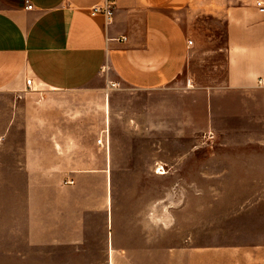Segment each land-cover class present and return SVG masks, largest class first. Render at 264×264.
I'll list each match as a JSON object with an SVG mask.
<instances>
[{
  "label": "crops",
  "instance_id": "0c3cea01",
  "mask_svg": "<svg viewBox=\"0 0 264 264\" xmlns=\"http://www.w3.org/2000/svg\"><path fill=\"white\" fill-rule=\"evenodd\" d=\"M103 1L0 0V264H264V242L199 248L192 212L167 257L166 192L151 214L148 179L205 185L191 193L209 197L210 227L237 218L244 233L255 217L243 195L264 185L258 0L226 6L225 78L187 84L184 101L178 13L192 0H115L111 23L91 15Z\"/></svg>",
  "mask_w": 264,
  "mask_h": 264
},
{
  "label": "rangeland",
  "instance_id": "374dc122",
  "mask_svg": "<svg viewBox=\"0 0 264 264\" xmlns=\"http://www.w3.org/2000/svg\"><path fill=\"white\" fill-rule=\"evenodd\" d=\"M246 1L248 0H192V4L186 10L178 13L186 31V38L194 41V44L187 48V64L179 80L182 87L180 92L183 101L188 95L185 86L189 79L192 80L195 86L194 89L200 90L211 86L216 87L222 83L226 74L227 60V31L224 9L228 4L232 5ZM27 90L31 91L33 89ZM202 136L203 133L198 132L196 137L192 138L190 142H193V145H204ZM176 141L179 146L189 145L184 139H177ZM148 179L151 182L149 186L151 214L154 213L156 215L158 210L161 211L162 206L158 207L157 200L162 196L164 191L166 192L165 212L167 230L165 235L160 234V238L162 240L164 237L167 257L172 256L176 238L179 241L180 238L183 240L185 237H189L188 234L175 233L173 227L175 225H191V212L192 215H197L194 217L192 225H197L198 232L194 237L199 248L231 245L244 241L264 242V185L244 187L245 194L243 195V201H246L244 203L245 206H248L251 203L250 201L253 200H257V203L255 206V217L251 221L247 218L244 225L245 232L238 233L239 224L237 218H214L213 227H210L212 221L205 217L207 205L211 207V201H207L209 197L205 194L196 197L191 193L194 190L204 192L205 185L175 187L174 176H170L165 181H162L150 174ZM179 190H182L183 195L181 204L179 203V195L178 197H174V192H179ZM179 205L182 206V213ZM176 211H178V217L174 216ZM234 212H237V210H230V213ZM251 222L255 225L254 231H250V228L247 227V225H251ZM242 229L243 227H241Z\"/></svg>",
  "mask_w": 264,
  "mask_h": 264
},
{
  "label": "built area",
  "instance_id": "2783aa9c",
  "mask_svg": "<svg viewBox=\"0 0 264 264\" xmlns=\"http://www.w3.org/2000/svg\"><path fill=\"white\" fill-rule=\"evenodd\" d=\"M257 6L260 7V11L264 12V1L258 0L257 1ZM27 8L32 9L33 5L30 4L29 2L27 3ZM116 11V1L115 0H104L103 3L95 5L91 9V15L96 16V15H103L106 19V23H111L113 21L114 15ZM194 44V41L192 39L188 40V47H191ZM188 86H191L192 81L189 79L188 80ZM33 81L32 79L27 80V87L28 89H32ZM211 136V135H210ZM102 139L98 140V143H101ZM165 167L163 165L158 166L156 168V171L158 173H164L165 172ZM70 183H73V181H69Z\"/></svg>",
  "mask_w": 264,
  "mask_h": 264
}]
</instances>
